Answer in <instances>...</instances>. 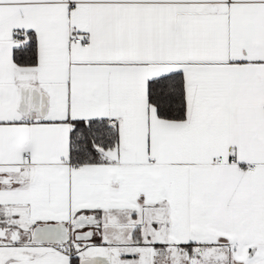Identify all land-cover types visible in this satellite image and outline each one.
Listing matches in <instances>:
<instances>
[{"label": "snow or ice", "instance_id": "1", "mask_svg": "<svg viewBox=\"0 0 264 264\" xmlns=\"http://www.w3.org/2000/svg\"><path fill=\"white\" fill-rule=\"evenodd\" d=\"M0 264H264V0H0Z\"/></svg>", "mask_w": 264, "mask_h": 264}]
</instances>
